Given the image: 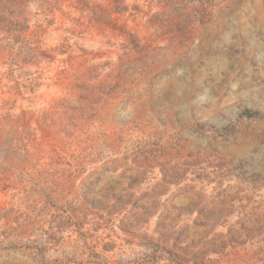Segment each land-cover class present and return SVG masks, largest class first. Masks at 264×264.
<instances>
[{"label": "rangeland", "instance_id": "rangeland-1", "mask_svg": "<svg viewBox=\"0 0 264 264\" xmlns=\"http://www.w3.org/2000/svg\"><path fill=\"white\" fill-rule=\"evenodd\" d=\"M0 264H264V0H0Z\"/></svg>", "mask_w": 264, "mask_h": 264}, {"label": "trees", "instance_id": "trees-1", "mask_svg": "<svg viewBox=\"0 0 264 264\" xmlns=\"http://www.w3.org/2000/svg\"><path fill=\"white\" fill-rule=\"evenodd\" d=\"M20 25L21 24H19V22H16L15 23V27H19L20 28ZM37 54V53H36ZM38 55V54H37ZM39 55H41V56H43V57H46V55L45 54H42V52L39 54Z\"/></svg>", "mask_w": 264, "mask_h": 264}]
</instances>
